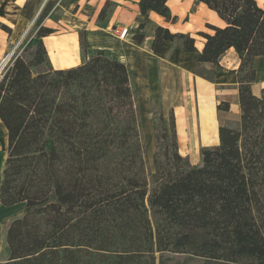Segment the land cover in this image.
Returning a JSON list of instances; mask_svg holds the SVG:
<instances>
[{
  "label": "trees",
  "instance_id": "trees-1",
  "mask_svg": "<svg viewBox=\"0 0 264 264\" xmlns=\"http://www.w3.org/2000/svg\"><path fill=\"white\" fill-rule=\"evenodd\" d=\"M169 1L140 0L139 12L175 24ZM195 2L222 22L198 33L202 47L190 33L158 26L151 50L161 54L170 42L221 70L233 49L240 62L238 127H220L219 145L202 149L196 165L180 154L174 110L166 118L152 99L149 168L133 71L111 51L89 49L86 31L81 64L70 69L52 64L45 39L54 29L39 27L21 45L0 76L8 142L0 205L24 209L3 232L0 264H168L166 254L264 264V88L252 92L254 60L264 56V0ZM114 10L106 1L97 26ZM151 26L133 37L138 46Z\"/></svg>",
  "mask_w": 264,
  "mask_h": 264
},
{
  "label": "crops",
  "instance_id": "crops-1",
  "mask_svg": "<svg viewBox=\"0 0 264 264\" xmlns=\"http://www.w3.org/2000/svg\"><path fill=\"white\" fill-rule=\"evenodd\" d=\"M106 1L109 0H104L101 2L102 4L100 3V8L94 12L88 23L80 21L77 24L74 21L75 27H73L74 31L72 32L70 29L65 28L67 27L65 18H60L57 22L49 20V15H52L56 8L49 4V2H54L53 0H0V26L5 25L12 30V35L9 36L8 33L0 28V65H3V62L11 53L12 37L15 35V39L18 41L19 37L24 35L41 15L43 22L39 27L44 26L56 31L45 39V44L55 69L65 70L81 64L80 31H87L88 34H92L93 29L106 31L116 26V35H113L114 37L110 38L105 46H93L90 49H107L111 51L114 58L129 65L133 71L138 96L141 95L142 89L145 90L147 99L153 97L150 100H154L157 95H160L161 101L163 100L162 109L164 113L165 111L170 112L174 110L181 155L189 158L192 164H198L202 149L219 145V128L230 122L237 124L240 122L239 86L236 87L239 84L237 75L235 74L240 63L237 54L233 49L228 51L220 59L221 70H217V67L210 63H199L195 53H186L179 47L172 49V43L170 42H164L162 44V53L155 54L151 50V43L156 27L168 28L173 33H190L194 31L187 29L186 26H182L180 29L174 31L172 27L175 26L174 24L167 23L163 18L152 12H149L145 16L141 15L138 7L140 0H132L135 9L138 11H136V15H133L131 20L126 17H120L123 19L124 24H119L116 21L117 25H115L113 13L108 23L109 27L108 24L104 28L98 27V15ZM121 1H111L115 4V10H126L121 7ZM129 1L123 0L124 3H128ZM77 4L80 5L81 3L77 2ZM70 10L64 8V13L61 15H83L81 7L75 11ZM213 19L215 20V18ZM127 21L131 22L133 34L128 39V33L125 40H120L118 31L128 28ZM206 22L211 23L210 21ZM150 23H152V26L150 27L148 38L142 46H138L133 37L144 33ZM155 24L157 25L155 26ZM140 25H144V29H140ZM197 30H203V26ZM115 43L121 46V54H115L113 51L112 46ZM197 45L198 48H201L203 43H197ZM137 56L151 58L154 62L156 80L153 92L151 85L149 86L148 82L145 81L144 66L140 65V75L137 74V66L135 65ZM257 58H255L254 62ZM208 72L211 77L210 82H207L202 77L203 73ZM158 86L160 90H158ZM217 86H220V88H216ZM260 88L262 91L264 86L262 87L256 82L252 86L253 94L258 96L257 93ZM222 102L230 104L229 111L217 109V105ZM0 124H2L1 121ZM5 139H7V135ZM197 148L199 149L198 151ZM1 207L5 214H3V218L0 217V220L5 221V225L2 228V230H5L10 219L19 216L23 212L24 204L12 207L0 205ZM15 208H19L17 209L18 212L11 216L8 212Z\"/></svg>",
  "mask_w": 264,
  "mask_h": 264
},
{
  "label": "rangeland",
  "instance_id": "rangeland-1",
  "mask_svg": "<svg viewBox=\"0 0 264 264\" xmlns=\"http://www.w3.org/2000/svg\"><path fill=\"white\" fill-rule=\"evenodd\" d=\"M53 1L54 2H49V4H50V6L52 5L56 8H55L53 14L49 15V20L51 22H57L60 18H63V19L65 18L66 24H67V27H65V28L70 29L73 32L74 31L73 27H75L74 21H76L77 24H79L78 22H80V21L88 23L90 21V18L93 16L94 12L96 10H98V8H100V3L104 0H53ZM109 1L114 2L115 0H109ZM77 2H80L81 4L78 5ZM133 4H134V2L132 0H130L128 3H124L123 0L121 1V7L125 8L126 10H123V9H118V10L116 9L115 10V12H114V24L115 25H117L116 21H118L119 24H122V23L124 24L123 19H121L120 17H122V18L126 17V18H129L131 20L133 18V15H136L135 13L138 10L135 9ZM80 7H81V13L83 15H61L62 13H64V11H63L64 8L66 10L72 9L70 11H73V10L75 11ZM169 7L172 11V15L178 16L177 23L174 24L175 26H172L173 30L175 31L176 29H180L182 26H186L187 29H191L194 31V32H190V34L196 39L197 43H204V39L198 36L199 32H211L206 28V24L209 23L206 21H210L211 22L210 24H212V25H217V26L222 25V23L218 19L214 20L212 17V14L209 13L207 10H205V8L202 5L195 2V0H170L169 1ZM137 15H139V14H137ZM42 22H43V18L41 15L37 19V21H35L31 25L30 29H28V31L24 35L19 37L18 41L15 39L16 38L15 35L12 37L11 51L14 50V48L17 46V49L15 50L14 55L20 49L21 45H23L29 37L33 36V34L36 32V30L39 28V26L42 24ZM51 22H49V23H51ZM126 24L128 25V29H129V37H128V39H129V38H131V35L133 34V31L131 30L132 25H131L130 21H127ZM169 24H171V23H169ZM156 25L157 24H155V26ZM202 26H203V30L198 31L197 29L202 28ZM108 27H109V24H108ZM115 30H116V26H114L113 28H110L106 31H100V30L93 29L92 34H88L86 31L88 48L90 49L93 46H102V47L105 46L108 43V41L110 40V38H113L114 37L113 35H116ZM60 31H62V30H60ZM112 49L115 52V54H118V53L121 54L122 49H121V46L119 44H117V43L113 44ZM14 55L11 57V59L14 57ZM10 60L8 61V63L10 62ZM7 64L4 66L3 69H1V74L4 71L5 67L7 66ZM135 65L137 66V74L138 75H140V71H139L140 65L145 67V70H144V73L146 75L145 81L148 82L149 86L151 85V90L153 92L155 90V80H156V70H155L153 60L151 58L137 56V58L135 59ZM254 67H255V70L257 72L256 82L258 83V85L263 87L264 86V56L256 59V61L254 62ZM0 68H2L1 65H0ZM1 74H0V76H1ZM202 77L207 82H210V80H211L209 72L203 73ZM238 86L239 85H237L236 87H238ZM216 88H220V86H217ZM141 89H142V87H141ZM158 90H160L159 86H158ZM257 95L258 96L261 95V88L258 91ZM146 96L147 95H146L145 90L142 89L141 95L138 96L139 97L138 116L140 119L142 133H143V137H144L145 160H146V162L150 168L153 165V156H154V153L156 150V134L154 132V126L152 123L153 115L151 114V106L149 104V100L153 97H151L150 99L149 98L147 99ZM154 101H155L156 107L163 113L164 117L168 118L169 111H167V112L165 111V113H164V111L162 109L163 108V100L161 101L160 95H157V97L154 98ZM238 124L234 123V122H230L226 125L231 127V128L237 129ZM0 125H1L0 126V143H1L3 150H5V149L8 150V142H7V139H5L7 132H6V129L4 128V126L2 124H0ZM198 150L199 149L197 148V151ZM195 151H196V149H195ZM186 152H187V150H186ZM7 156H8L7 153H5V155L0 154V162H1L0 163L1 164L0 182L2 180L3 172L5 169ZM185 159H186V162L189 163L190 165H196V164H192L190 162L189 158H185ZM261 194L264 196V190L261 191ZM0 209H1L0 210V217L3 218V214H5V212H3L2 207ZM15 209L9 210L8 213L11 214V216H12L14 213L18 212L17 209H19V208H15ZM4 225H5V221L0 220V257H1L2 248H3V232H4V230H2V228ZM180 230L183 232H190L194 235L203 234L202 231H199V230L194 229L192 227H186V228H183ZM165 258H167L168 264H222V263H210V262H207L201 258L188 256V255H182V254L181 255L180 254H178V255L166 254ZM241 264H251V263L248 259H246V260H243V262Z\"/></svg>",
  "mask_w": 264,
  "mask_h": 264
},
{
  "label": "built area",
  "instance_id": "built-area-1",
  "mask_svg": "<svg viewBox=\"0 0 264 264\" xmlns=\"http://www.w3.org/2000/svg\"><path fill=\"white\" fill-rule=\"evenodd\" d=\"M128 33H129L128 28L119 30L118 31L119 39L120 40H125V38L128 36ZM0 74H1V70H0Z\"/></svg>",
  "mask_w": 264,
  "mask_h": 264
},
{
  "label": "water",
  "instance_id": "water-1",
  "mask_svg": "<svg viewBox=\"0 0 264 264\" xmlns=\"http://www.w3.org/2000/svg\"><path fill=\"white\" fill-rule=\"evenodd\" d=\"M30 29V28H29ZM17 49V46L14 48V50L11 51V53L8 55V57L5 59V61L3 62L2 65V69L4 68V66L8 63V61L11 59V57L14 55L15 50Z\"/></svg>",
  "mask_w": 264,
  "mask_h": 264
},
{
  "label": "bare ground",
  "instance_id": "bare-ground-1",
  "mask_svg": "<svg viewBox=\"0 0 264 264\" xmlns=\"http://www.w3.org/2000/svg\"><path fill=\"white\" fill-rule=\"evenodd\" d=\"M2 68H0V70H1ZM5 153H7V150L5 149V150H3V148H2V146H1V143H0V154H4L5 155ZM3 158V157H2ZM1 163V162H0ZM5 164V163H4ZM0 172H1V164H0Z\"/></svg>",
  "mask_w": 264,
  "mask_h": 264
}]
</instances>
